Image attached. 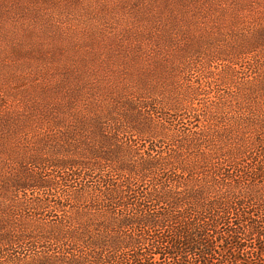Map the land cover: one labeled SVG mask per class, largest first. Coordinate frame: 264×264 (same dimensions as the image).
I'll return each mask as SVG.
<instances>
[{
	"label": "trees",
	"instance_id": "16d2710c",
	"mask_svg": "<svg viewBox=\"0 0 264 264\" xmlns=\"http://www.w3.org/2000/svg\"><path fill=\"white\" fill-rule=\"evenodd\" d=\"M34 1L0 0V38L21 34L16 66L0 72V264H264L261 0H130L159 13L135 38H150L168 66H56L57 41L78 40L80 26L66 32L43 9L52 0ZM212 12L214 35L232 40L230 54L212 57L255 54L257 66L211 72L217 90L228 89L206 98L166 59L206 56L199 20ZM7 53L0 46L1 62ZM9 80L27 84L12 90ZM158 91L161 100L149 96Z\"/></svg>",
	"mask_w": 264,
	"mask_h": 264
},
{
	"label": "rangeland",
	"instance_id": "374dc122",
	"mask_svg": "<svg viewBox=\"0 0 264 264\" xmlns=\"http://www.w3.org/2000/svg\"><path fill=\"white\" fill-rule=\"evenodd\" d=\"M115 1L116 9L109 10H104V7L97 5L93 0H78L77 2H69L67 0H52L49 6L43 5L44 10L52 13L54 21L57 22L61 20L66 24L67 27L64 28L66 32L73 33L79 28L77 26H80V29L76 34L78 40L72 42H68L67 39L57 41V44L62 45V48L58 50L59 62L56 66H168L158 63V59H165V57L163 55L157 54L159 46L157 45L156 47L150 38H147L145 35L143 38H135L137 34L146 29L148 23L159 20L157 17L159 16V13L155 12V8H153V10L149 8H139L130 0ZM120 1L124 2L123 5H119ZM214 1L218 3V0ZM47 2L49 1H34L35 4ZM208 2L211 3L210 0ZM261 4L264 5V0H261ZM231 7V1H228L226 8L230 10ZM201 11H204V9L202 8L201 10H196L195 13L202 15ZM244 13L248 14V11H244ZM165 15L166 11L162 14V16L164 17ZM93 16H95V21ZM217 16V12H212L199 20V22H201L199 32L209 36L206 39H208L207 42L210 45V48H207L208 51L206 56L202 57L201 55V58H198V56H193L194 54L182 55L169 52L170 55H168V57H170V60L166 59L169 63L174 59V57H176V63L184 68L183 75L186 77L187 71H189V75L197 78L194 81L198 80L202 84L203 89L207 90V93L209 92L208 96L202 94L198 97V99L204 98L205 96L207 98L215 95L216 93H223L228 89L227 85H223L225 87H220L219 90L221 92H219L217 87L214 86L215 79L212 77L219 74L221 69H224L223 66H257L251 61L254 59L253 57L255 54H250V56L246 57L244 60L239 59L238 55H226V59L229 60V62L226 64H223L212 57L217 56L219 52H223L224 50L230 54V50L232 48L231 43H227V41L232 42L230 34H222L220 37H217V34L214 35V32H216L214 20L217 18ZM26 20L29 24L28 17ZM32 22L33 21H31V23ZM72 22L76 25H73ZM221 23L223 24L224 21H221ZM129 32L136 33H134L133 37L128 38L127 35ZM20 35L21 34L14 36L13 38L15 39L13 40L10 38H6L5 40L0 38V46L8 47V60L7 63H5V61H0V72L5 73L9 70V68H11V66H16L14 65L15 57L11 46L16 45L17 39L21 40V38H19ZM49 35L50 36L48 37L45 35V40L41 41L44 44L43 53L49 52L52 49L47 43L50 41L52 33L49 32ZM140 40L141 45L144 48V52L139 57L131 50V45L133 44V48H137L136 44H138ZM193 44L194 41L191 43V46H193ZM165 49L174 51L173 47L167 48L162 45L161 50ZM189 50L194 51L196 49L190 47ZM4 52H6V48L4 49ZM260 54H264V52H261ZM40 57L41 55H30L29 58L32 62V65L44 66L39 63ZM261 60H264V58L260 59V64ZM203 62H207L208 64H203ZM201 66H207L208 73L203 72ZM197 67L199 68L197 69ZM196 70L200 74L199 78ZM211 72H213L215 75H213ZM28 73L30 74L31 71L28 70ZM210 74H212V76ZM32 79L34 78L32 77ZM43 80L47 82L55 81L56 78L54 77V72H46L44 74ZM26 84L27 80L23 81V84L15 83L9 80L8 86H10V88L13 90L21 87L22 85L25 87ZM205 84H207V86L211 84L212 86L210 85L209 89H206ZM163 92L164 91H158L157 94L149 96L152 97V99L161 100L160 97L162 96ZM9 95L10 102L14 103L15 99H13V97L18 96H12L10 91Z\"/></svg>",
	"mask_w": 264,
	"mask_h": 264
}]
</instances>
